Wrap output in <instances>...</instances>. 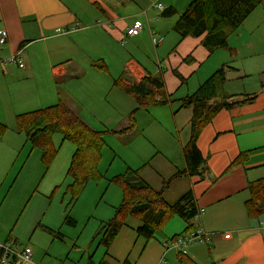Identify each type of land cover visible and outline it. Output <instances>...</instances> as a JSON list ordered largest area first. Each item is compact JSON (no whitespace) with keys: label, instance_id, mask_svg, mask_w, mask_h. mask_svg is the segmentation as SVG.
Masks as SVG:
<instances>
[{"label":"crops","instance_id":"crops-1","mask_svg":"<svg viewBox=\"0 0 264 264\" xmlns=\"http://www.w3.org/2000/svg\"><path fill=\"white\" fill-rule=\"evenodd\" d=\"M160 1L128 0L132 9L123 15L109 0H0V29L8 32L7 43L0 44V123L17 126L18 116L62 101L86 126L104 134L99 172L108 182L127 169L140 170L154 189L165 190L170 205L193 193L203 210L195 231L209 234L208 242L189 249L197 264H264V215L252 220L246 210L249 183L264 179V0L230 37L229 48L213 53L203 45L205 36L182 38L162 17L166 9L178 12L193 0L186 7H177L178 0ZM142 16L144 31L128 37L127 28ZM14 58L24 67L11 62ZM224 67L226 94L256 98L221 111L197 141L205 159L199 174L174 179L187 169L193 108L171 101L138 109L116 81L134 86L161 77L177 101ZM133 112L135 127L128 131ZM242 155L243 163L234 164ZM108 185L102 197L108 199L107 221L122 201L121 189ZM142 226L129 217L107 254L105 248L99 261L90 255L88 264H179L172 242L185 232L186 222L173 217L150 241L138 235ZM34 257L26 264H53Z\"/></svg>","mask_w":264,"mask_h":264},{"label":"trees","instance_id":"trees-1","mask_svg":"<svg viewBox=\"0 0 264 264\" xmlns=\"http://www.w3.org/2000/svg\"><path fill=\"white\" fill-rule=\"evenodd\" d=\"M262 2L263 0H193L180 15L176 9L170 7L163 12L162 17L169 19L179 15L175 23V31L182 38L205 36L203 45L213 53L229 48L230 37ZM178 77L185 82L180 75ZM225 83L226 68H221L194 94L174 101L173 96L167 93L161 77H146L139 85L134 86L123 85L121 79L116 81L123 91L136 100L138 109L165 106L171 101L179 102L181 109L193 108L191 140L184 151L187 169L178 172L174 179L199 174L205 159L197 147V141L202 131L221 111L244 105L256 98V96L228 95L224 89ZM129 119L131 126L128 131L135 127L134 112ZM16 124L18 132L25 134L32 149L42 153V162L48 169L59 153L53 140L55 135L60 134L64 142L68 141L75 146L76 151L67 173L70 179L67 193L72 197V203L79 199L90 182L104 179L99 172L102 152L106 147L104 134L86 126L62 101L57 105L18 116ZM7 129L0 123V137L6 134ZM244 156L239 157L234 164L243 163ZM109 182L121 189L122 201L101 231L100 243L106 248V254L129 217H134L143 223L137 232L147 241L152 240L155 234L175 216L187 224L183 234L195 231L199 209L193 193L189 192L180 201L170 205L165 200V190L154 189L141 178L140 170L127 169L124 175L117 176ZM248 189L251 194V199L246 203L248 217L252 220H260L264 215V179L250 182ZM65 222L72 226L76 225L69 216ZM49 233L60 237L52 230H49ZM100 264L107 263L102 261ZM123 264L132 263L126 260ZM179 264L197 263L188 255L179 252Z\"/></svg>","mask_w":264,"mask_h":264},{"label":"rangeland","instance_id":"rangeland-1","mask_svg":"<svg viewBox=\"0 0 264 264\" xmlns=\"http://www.w3.org/2000/svg\"><path fill=\"white\" fill-rule=\"evenodd\" d=\"M109 1L120 14L132 9L128 0ZM160 2L165 4L166 0ZM175 3L177 7H186L187 0ZM178 9L179 15L185 10ZM179 15L168 22L175 27ZM143 17L137 18L143 22ZM7 127L6 134L0 137V243L18 241L16 249L30 247L36 260H50L53 264H88L90 255L99 261L105 253L99 242L101 231L111 216L105 213L108 199H102L111 186L108 180L90 182L72 203L67 193V170L75 146L64 142L60 134L55 135L53 140L60 151L48 169L42 162V153L32 149L25 134L19 133L14 124ZM68 216L76 220L75 226L65 222ZM45 227L54 229L60 237Z\"/></svg>","mask_w":264,"mask_h":264},{"label":"built area","instance_id":"built-area-1","mask_svg":"<svg viewBox=\"0 0 264 264\" xmlns=\"http://www.w3.org/2000/svg\"><path fill=\"white\" fill-rule=\"evenodd\" d=\"M158 8L162 9L159 5ZM144 31V25L140 21H136L132 26L127 28L126 35L128 37H137ZM8 40V32L5 29H0V44L4 45ZM11 62L18 63L20 67H24V63L21 59L14 58ZM203 215V210L199 209L197 214V219L201 218ZM209 234L203 229H198L190 234L179 235L172 242V246L177 248L180 253L188 255L191 246L197 243L208 242ZM32 250L26 248L23 252L18 253L15 250V246L11 243L0 244V264H8L10 260H15V264H26L32 260Z\"/></svg>","mask_w":264,"mask_h":264}]
</instances>
